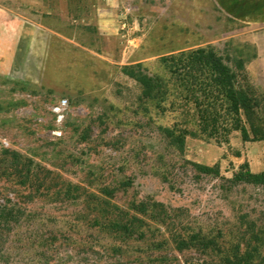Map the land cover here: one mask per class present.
<instances>
[{"label": "rangeland", "instance_id": "obj_1", "mask_svg": "<svg viewBox=\"0 0 264 264\" xmlns=\"http://www.w3.org/2000/svg\"><path fill=\"white\" fill-rule=\"evenodd\" d=\"M48 1V30L33 31L19 14L35 21L43 0H0V264H264V185L235 181L264 173V140L200 135L161 62L204 48L235 70L252 32L211 0H126L128 26L103 38L95 0ZM137 64L163 82L155 100L123 74ZM238 75L264 131V78ZM164 128L197 136L179 153Z\"/></svg>", "mask_w": 264, "mask_h": 264}, {"label": "trees", "instance_id": "obj_2", "mask_svg": "<svg viewBox=\"0 0 264 264\" xmlns=\"http://www.w3.org/2000/svg\"><path fill=\"white\" fill-rule=\"evenodd\" d=\"M161 62L195 111L200 135L218 144L227 142L229 135L235 131L240 132L243 141H250V135L255 140H264V131L252 123L259 102L250 89L240 86L238 80V73L243 72L244 59L239 57L233 70L214 50L199 48L162 57ZM122 70L141 87L142 98L155 100L163 89L161 79L148 76L140 64L133 68L125 66ZM160 103L157 100L155 108L164 112L165 108ZM162 131L179 153L184 150L186 136H197L194 132L175 128H164ZM196 168L204 174H219L217 166L196 165ZM235 181L264 185V173L252 174L247 170L236 174ZM139 206V209L135 208L137 213L148 214L144 205ZM115 226L124 229L120 224ZM193 239L196 236H192ZM187 246L184 240L177 243L178 250ZM217 264H250V258L236 252L232 256H224Z\"/></svg>", "mask_w": 264, "mask_h": 264}, {"label": "crops", "instance_id": "obj_3", "mask_svg": "<svg viewBox=\"0 0 264 264\" xmlns=\"http://www.w3.org/2000/svg\"><path fill=\"white\" fill-rule=\"evenodd\" d=\"M48 0H43L42 8L35 15V21L27 18V12H22L19 17L24 20L19 21V27L27 28L32 25V30L45 28L42 17L51 15L54 11L49 9ZM215 8L225 17L234 23L242 25L252 33L247 36L243 47L251 51L245 56L243 72L250 74L254 78H264V0H211ZM126 0H95V30L103 38L116 37L121 30L120 21L128 13L124 12ZM3 14L8 11L1 8ZM126 21V23H128ZM128 26V25H127ZM248 42V43H247Z\"/></svg>", "mask_w": 264, "mask_h": 264}, {"label": "built area", "instance_id": "obj_4", "mask_svg": "<svg viewBox=\"0 0 264 264\" xmlns=\"http://www.w3.org/2000/svg\"><path fill=\"white\" fill-rule=\"evenodd\" d=\"M126 21H127V17L124 16V17L121 19V21H120V27H121V30L126 29V27H127V23H126ZM66 104H67V101H66V100H61V101L57 104V106H56V110H57V111H60V109H63V108L66 106Z\"/></svg>", "mask_w": 264, "mask_h": 264}]
</instances>
